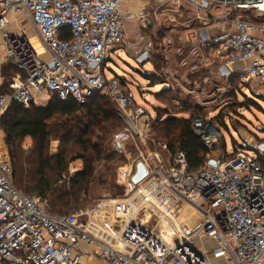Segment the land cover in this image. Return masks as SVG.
Wrapping results in <instances>:
<instances>
[{
    "label": "built area",
    "instance_id": "built-area-1",
    "mask_svg": "<svg viewBox=\"0 0 264 264\" xmlns=\"http://www.w3.org/2000/svg\"><path fill=\"white\" fill-rule=\"evenodd\" d=\"M225 1V11L216 16L192 4L195 16L178 30L168 6L178 13L187 0H153V10L135 18L120 11V0H0V37L17 69L5 92L0 78V120L12 102L28 108L45 107L54 97L79 105L104 97L125 128L116 143L141 136L156 116L134 102L127 83L106 77L103 69L124 45L126 23L135 19L153 38L144 53L147 60H158L156 75L170 94L167 113L189 118L208 151L204 165L189 170L184 152L169 153L159 144L166 159L154 154L143 163L147 175L140 183L130 181L121 198L99 204L81 219V213L50 214L45 201L18 192L10 181L8 153L0 149V264H264V151L259 150L264 139L232 138L233 153L211 155L220 142L211 110L230 101L236 86L229 77L227 88L216 85L208 70L212 63L225 67L239 78L238 87L247 83L264 99V0ZM166 16L172 26L161 35ZM195 22L200 25L193 28ZM26 26L47 61L35 52ZM64 28L70 40L60 39ZM177 67L185 72L179 75ZM186 205L201 217L194 230H181L175 222ZM202 239L216 246L199 250L195 241Z\"/></svg>",
    "mask_w": 264,
    "mask_h": 264
},
{
    "label": "trees",
    "instance_id": "trees-1",
    "mask_svg": "<svg viewBox=\"0 0 264 264\" xmlns=\"http://www.w3.org/2000/svg\"><path fill=\"white\" fill-rule=\"evenodd\" d=\"M60 39H71L68 29L61 31ZM148 61L152 62L154 69V73L146 75L150 84L163 83L156 75L159 71L158 60L151 58ZM10 66L3 73L4 77L11 70L1 85L4 92L11 76L17 71L15 66ZM201 74L194 75L199 77ZM155 95L164 107L170 105L169 92L162 90ZM108 105L115 107L104 97H94L83 105L54 97L45 107L32 105L28 108L12 102L1 117L0 138L8 153L10 181L14 188L23 195L36 196L45 201L50 214L67 215L69 211H74L80 200L78 195L93 181L96 165L114 161L119 155L110 150L109 142L106 143L121 128L119 118L107 108ZM246 105L243 104L248 108ZM167 112L164 108H156L153 123L163 129L162 138L168 152L182 151L189 170L200 168L205 163L208 151L192 132L190 119ZM84 121L86 123L81 127ZM52 139L62 141V146L56 153L50 154L48 147ZM25 140L32 142L28 151L22 147ZM93 140L100 144L93 143ZM70 142L78 152L69 158L65 144ZM76 161H81L82 168L69 174L70 165Z\"/></svg>",
    "mask_w": 264,
    "mask_h": 264
},
{
    "label": "rangeland",
    "instance_id": "rangeland-1",
    "mask_svg": "<svg viewBox=\"0 0 264 264\" xmlns=\"http://www.w3.org/2000/svg\"><path fill=\"white\" fill-rule=\"evenodd\" d=\"M205 1L207 4V8L205 10L210 14L218 15L222 13V8L219 7L217 2H212L209 0ZM168 8L170 10V16L176 18L175 28L177 27L178 30L185 29L187 27L186 17L176 13L174 7L168 6ZM188 15H193L192 17H194L195 13H193L192 10L189 11ZM199 25V22H195L193 28H196ZM26 30L35 36L30 26H26ZM180 33L181 31H177L173 35L175 42L177 36ZM30 41L32 42L35 50L39 52L41 47L38 45V40L31 38ZM4 52V50H0V78L2 79L1 85L3 84L4 77L8 78L9 76L7 75L11 73V70H8L9 73H7V75L5 74L3 77L6 67L11 68L6 53ZM132 57V54L125 51L123 46L115 48L110 54V60H108L104 65V75L108 78L123 80L125 83H127L134 102L138 106L145 108L151 116H154L156 115L153 114L155 109L163 107V104L160 102V100H158L155 94H158L164 90L166 85L164 83H159L152 86L146 77V75L149 76L153 73V67L151 63L146 61L145 63L140 64L136 62L134 57ZM176 69L179 75L185 72L184 68L177 67ZM214 78L215 81L213 82L216 85L225 88L228 87V83L222 78ZM228 95L232 96L231 100L225 101L221 109L215 108L211 110L212 114L210 116L213 118V122L220 132L219 146L214 148L211 154L214 155V157L216 154L221 152L223 148L226 149L227 154L233 153L232 138H234L237 142H240L241 136L255 140L264 139V99L261 100L255 97V95L246 85L242 86L240 92L238 91L237 94L233 93ZM201 99L204 100L203 96H201ZM247 100L256 103L258 107L253 103L251 104ZM244 103L248 105V108L243 106ZM107 108L112 113H114L116 117H118L115 107L113 108L112 105H108ZM85 123V121L82 122L81 127H84ZM120 123L121 128L119 131L115 132V134L111 135L106 140L107 144L109 142L108 146H110V150L116 152L119 155L114 161L108 163H98L99 165H96V172L92 176V183L83 189L78 195L80 200L77 204V208L74 209V211H69L70 213L67 215L81 213V219H85L86 214L99 204L109 203L112 200L121 198L125 193V186L130 183L131 178L136 172L137 164L149 163V159L153 160L154 154L156 153L160 155L164 154L163 150L159 146V144H165V141L162 138L163 129L154 125L155 122L148 130H143L144 132L141 134V136H131L125 140V142L117 144V136L125 132L124 125L121 121ZM138 128L141 129L142 125H138ZM71 142L65 144L66 152L68 153L67 155L69 158L78 152L77 147L73 146ZM93 143L100 144L96 140H93ZM61 146L62 141L58 139H52L49 143L48 152L50 154L56 153L58 148ZM22 147L24 151H28L32 147V142L30 140H25L22 144ZM0 149L5 151L4 143L1 138ZM245 153L251 158L256 157L255 153L249 152L248 150H245ZM81 168V161H76L70 165L69 174H73ZM175 222L180 225L181 230L186 228L189 229L190 227L191 230H194L201 224V217L191 207L186 205L185 207H182L181 212L177 213L175 216ZM163 229L166 233V237L172 234L170 227L165 226Z\"/></svg>",
    "mask_w": 264,
    "mask_h": 264
},
{
    "label": "crops",
    "instance_id": "crops-1",
    "mask_svg": "<svg viewBox=\"0 0 264 264\" xmlns=\"http://www.w3.org/2000/svg\"><path fill=\"white\" fill-rule=\"evenodd\" d=\"M195 3H196V1L195 2H190L189 0H187V4L184 3L181 6V10L178 12V14L179 15L181 14L182 16L186 17V19H188L190 17V15H188V13H189V11L193 10L192 4H195ZM199 3H200V1H198V5L200 7ZM217 3L219 4V7L222 8V13H223L225 11L226 7L222 4V2H217ZM153 8H154L153 0H120V11L123 14L131 15L133 18H135L136 16H138L140 13H142L144 11H147V12L150 13L153 10ZM206 8H201V9L205 10ZM206 12L208 13V15H213V14H210L208 11H206ZM218 15H220V14H218ZM174 19L176 21V18H174ZM170 26H172V25L169 23L168 17L167 16L164 17L163 21H162V24L160 26L161 27V31H160L159 34L163 35L165 32H167L171 28ZM213 31L214 30H211L210 33L204 34L203 36L206 38L209 35H211L213 33ZM28 35H29V39L34 38V39L38 40L37 37H35L32 33H29ZM152 39L153 38L151 37L150 32L148 30L141 29L140 26H139L138 21L133 19V20L128 21L126 23V26H125V43L123 45V49L125 51H127L128 53L132 54V56L135 59H137L141 54H143L148 48H150L152 46ZM31 44H32V42H31ZM38 45L41 47V45L39 43V40H38ZM32 46H33V44H32ZM33 48H34V46H33ZM41 49H42V47H41ZM41 49H40L39 52H37L35 50V48H34V50L38 54V56L41 59L47 61L48 60V56L43 51V49L42 50ZM0 50L1 51L4 50L1 37H0ZM146 61L150 62L147 59H146ZM150 63L152 65V62H150ZM241 67H242L241 65H236L235 69H239ZM208 70H209L210 76L213 78V81H215L214 77L220 78V79L222 78L223 80H225L224 78H228L229 77L227 81L233 83L236 86V91H235L234 94H237L238 91L240 92V89L242 88V86H245V85L248 86L247 83L240 82V86L238 87L239 78H236V77L232 78V76H230V75L222 76L220 74V72H219V68H218V65L216 63H212L210 65V67L208 68ZM248 88L250 89L249 86H248ZM251 91H253V90H251ZM253 94L255 95V97L263 100V98L261 96L255 94V93H253ZM188 102L190 103L191 106H195L196 105L195 101H188ZM238 104H240V103H238ZM255 105L257 106L256 103H255ZM227 106H230V105H227ZM168 107L169 106H165V107L163 106L162 108L167 110ZM153 114H156V113L154 112ZM223 149H225V148H223ZM163 153L164 154L161 155V156L164 159H166L168 153L164 152V151H163ZM177 228H179V227H177ZM196 241H195V246L199 250H201L202 248L211 250V249H213L216 246L215 243L212 240H209V239H202L201 241L200 240H196ZM208 257L211 258V255H209ZM213 264H223V263L222 262H217V263L213 262Z\"/></svg>",
    "mask_w": 264,
    "mask_h": 264
},
{
    "label": "water",
    "instance_id": "water-1",
    "mask_svg": "<svg viewBox=\"0 0 264 264\" xmlns=\"http://www.w3.org/2000/svg\"><path fill=\"white\" fill-rule=\"evenodd\" d=\"M190 2H195L197 3L198 5V0H189ZM209 1H212V2H223V0H209ZM261 0H226L225 2L227 3H235V4H246V5H252V4H256V3H259ZM200 7L201 8H206L207 7V4H206V1L205 0H202L200 1ZM146 59H147V54L146 53H143L141 54L137 59H136V62L137 63H140V64H143L146 62ZM96 65L92 64L91 67L94 68ZM49 68L51 69L52 68V64H49ZM219 72L222 76H228V71L225 67H220L219 68ZM259 150L261 151H264V144H262L259 148ZM208 165L210 167H214L215 164L213 161H209L208 162ZM147 175V171L144 167V165L142 163H138L137 166H136V172L135 174L133 175L131 181L134 185L140 183Z\"/></svg>",
    "mask_w": 264,
    "mask_h": 264
},
{
    "label": "bare ground",
    "instance_id": "bare-ground-1",
    "mask_svg": "<svg viewBox=\"0 0 264 264\" xmlns=\"http://www.w3.org/2000/svg\"><path fill=\"white\" fill-rule=\"evenodd\" d=\"M260 8L264 10V2L260 5Z\"/></svg>",
    "mask_w": 264,
    "mask_h": 264
}]
</instances>
